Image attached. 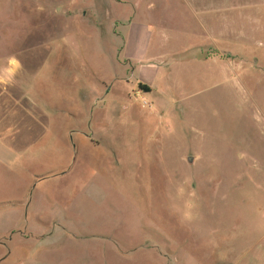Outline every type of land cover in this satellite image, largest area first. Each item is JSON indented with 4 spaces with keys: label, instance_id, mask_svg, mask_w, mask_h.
Here are the masks:
<instances>
[{
    "label": "rangeland",
    "instance_id": "rangeland-1",
    "mask_svg": "<svg viewBox=\"0 0 264 264\" xmlns=\"http://www.w3.org/2000/svg\"><path fill=\"white\" fill-rule=\"evenodd\" d=\"M151 1L0 0V264H264V48Z\"/></svg>",
    "mask_w": 264,
    "mask_h": 264
},
{
    "label": "crops",
    "instance_id": "crops-1",
    "mask_svg": "<svg viewBox=\"0 0 264 264\" xmlns=\"http://www.w3.org/2000/svg\"><path fill=\"white\" fill-rule=\"evenodd\" d=\"M148 6L147 11H158L159 7V16L150 15L146 19L141 37L144 34L155 37L159 31L164 37H184L197 48L210 45L229 53L264 48V0H152ZM164 20L168 21L167 29ZM169 22L176 27L172 28ZM131 41L129 49L136 47L139 54L143 53V47ZM33 261L38 258L22 264Z\"/></svg>",
    "mask_w": 264,
    "mask_h": 264
},
{
    "label": "water",
    "instance_id": "water-1",
    "mask_svg": "<svg viewBox=\"0 0 264 264\" xmlns=\"http://www.w3.org/2000/svg\"><path fill=\"white\" fill-rule=\"evenodd\" d=\"M189 162H193V159H189Z\"/></svg>",
    "mask_w": 264,
    "mask_h": 264
}]
</instances>
